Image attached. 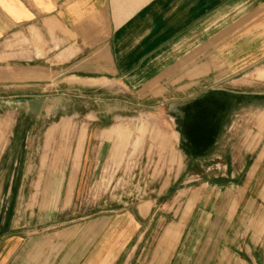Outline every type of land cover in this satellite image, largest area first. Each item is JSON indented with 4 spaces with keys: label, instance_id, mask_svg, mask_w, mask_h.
Returning <instances> with one entry per match:
<instances>
[{
    "label": "rangeland",
    "instance_id": "rangeland-1",
    "mask_svg": "<svg viewBox=\"0 0 264 264\" xmlns=\"http://www.w3.org/2000/svg\"><path fill=\"white\" fill-rule=\"evenodd\" d=\"M30 32L29 37L21 33L14 39L7 32L0 42L4 50L0 52V239L43 238L46 233L50 239V234L65 227L90 222L110 224L113 220L118 239L123 236L119 227L130 218L132 247L121 249L116 264H143L153 254V258L168 256L167 250L172 249L179 235L178 243L184 239L188 226L195 222L197 210L204 209L200 222L210 228L212 210L220 202L214 194L243 189L245 197L239 198L238 194L237 204H232L235 210L230 218L235 226L223 230L217 262L219 257H234L243 264H264V218L256 219L254 213L241 215L247 208L244 203L249 187L246 183L242 188L243 184L235 180L248 170L252 157L264 145V112L258 114L264 110V80L251 84L228 80L206 88L211 90L206 100L189 108L190 118L180 119L186 134L179 138L178 147V137H174L178 120L175 122L172 113L183 104L147 103L134 108L131 103L109 102L114 91L118 98L126 94L132 97L123 88H108L106 80L99 88L71 85V78L52 79L43 64L28 61L44 59L43 47L49 44L42 33ZM247 72L234 71L232 75ZM114 108H120L123 114L109 127L114 118L102 119L100 113L107 114ZM230 121L233 130L227 140L223 136L221 143L225 146L206 153L204 160H194L180 150L187 147L195 151ZM53 128L54 134L48 136ZM206 144L207 148L212 145L209 140ZM85 145L88 150L84 152ZM238 148H243V160L238 162L246 166L244 172H238L240 167L234 161ZM262 163L253 170L259 177V182L251 185L255 187L253 211L264 208ZM178 167L185 172L178 180L168 182ZM77 175V185L68 189L67 181ZM66 193V207L53 206L54 198L61 200ZM140 203L147 206L144 216L137 213ZM256 223L259 230L253 231L252 238ZM161 224L163 229L173 225L163 233ZM171 230L177 233L176 239ZM194 234L196 240L200 239ZM152 242L160 246L149 247ZM160 248V254L153 253Z\"/></svg>",
    "mask_w": 264,
    "mask_h": 264
},
{
    "label": "crops",
    "instance_id": "crops-1",
    "mask_svg": "<svg viewBox=\"0 0 264 264\" xmlns=\"http://www.w3.org/2000/svg\"><path fill=\"white\" fill-rule=\"evenodd\" d=\"M32 30L39 35L42 33L49 44L43 47L44 59L33 61L30 58L28 61L43 64V70L52 79L66 78L68 81L71 78V85L88 84L99 88L104 85L101 81L106 80L108 88H123L132 97H126L128 94L125 93L118 98V92L114 91V97H109L108 101L131 103L134 108L147 103L183 104L179 111L172 113L175 122L178 120L175 124L178 131L174 134L175 138L178 137V147L179 138L186 134L180 119L190 118L189 108L206 100V95L211 92L206 88L228 80L238 84L264 80V63H260L264 59V0H0L1 43L7 32H11L14 39L16 34L21 33L29 37ZM1 51L4 52L3 48ZM245 70L249 72L232 75L234 71ZM87 78L93 81H82ZM109 91L112 93V90ZM262 112L264 110L258 114ZM122 114L120 108H114L109 109L107 114L100 113V117H113L114 121L108 125L110 127L118 122L116 119ZM227 125L215 132L213 139H208L212 143L210 147L207 148L206 140L195 151L187 147L180 150L194 160H204L206 153L225 146L221 142L223 136L227 140L232 132L233 122ZM48 132L49 136L55 130L49 129ZM85 150H88L86 145ZM197 151L200 153L197 154ZM84 152L81 153L82 161ZM242 153L243 148L236 150L234 161L240 167L238 172H244L246 167L243 162H238V159L243 160ZM262 161L264 145L252 157L248 170L235 177L236 183L243 184L242 188L246 183L249 187V197L244 203L247 208L241 215L254 213L256 219L264 218V208L257 207L253 211L255 187L251 185L259 182L253 170L261 166ZM183 172L185 170L178 167L173 178L169 176L168 182L178 180ZM78 177L67 181L68 189L75 188ZM67 193L61 200L54 198L53 206L57 208L61 204V208L66 207ZM238 194L239 198L245 197L243 189L242 192L240 189H226L219 196L214 194L220 202L212 210L214 218L210 228L206 229L205 222H200L204 209L197 210V218L188 226L184 239L178 243L179 235L176 245L174 240L171 241L174 245L167 250L168 256L153 258V254L143 264H148L151 258L153 264H243L240 258L234 260V257H219L217 262L223 230L227 226V232L235 226L230 217L231 214L233 216L235 208L232 204H237ZM145 210L146 204H138L139 215L144 216ZM127 216L132 214L127 213ZM173 224L164 229L161 224L160 229L164 233ZM121 228L119 233L123 236L119 235L118 239L115 220L110 224L90 222L65 227L50 234V239L49 233L43 238L29 236L27 240L19 236L0 239V264H116L121 249L128 245L132 247L131 219L125 218L119 230ZM257 230L256 223L252 238L253 231ZM172 232L176 239L177 233L175 230ZM194 233L200 239L196 240ZM148 246L156 249L160 245L154 246L152 242ZM253 247H257L256 243ZM160 250L153 253L160 254Z\"/></svg>",
    "mask_w": 264,
    "mask_h": 264
}]
</instances>
